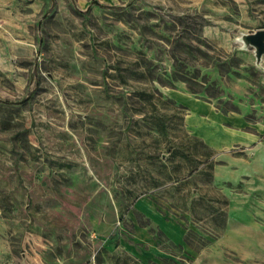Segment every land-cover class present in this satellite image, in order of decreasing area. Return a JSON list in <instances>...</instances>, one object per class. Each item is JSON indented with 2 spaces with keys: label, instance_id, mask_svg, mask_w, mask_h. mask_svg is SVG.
<instances>
[{
  "label": "rangeland",
  "instance_id": "obj_1",
  "mask_svg": "<svg viewBox=\"0 0 264 264\" xmlns=\"http://www.w3.org/2000/svg\"><path fill=\"white\" fill-rule=\"evenodd\" d=\"M261 28L264 0H0V264H264Z\"/></svg>",
  "mask_w": 264,
  "mask_h": 264
},
{
  "label": "trees",
  "instance_id": "obj_2",
  "mask_svg": "<svg viewBox=\"0 0 264 264\" xmlns=\"http://www.w3.org/2000/svg\"><path fill=\"white\" fill-rule=\"evenodd\" d=\"M91 264H139L133 256L124 252L110 251L100 248L94 254Z\"/></svg>",
  "mask_w": 264,
  "mask_h": 264
},
{
  "label": "crops",
  "instance_id": "obj_3",
  "mask_svg": "<svg viewBox=\"0 0 264 264\" xmlns=\"http://www.w3.org/2000/svg\"><path fill=\"white\" fill-rule=\"evenodd\" d=\"M214 118L209 117L208 120H216V113L213 114ZM195 121H200L198 127H202L203 122L207 121L204 118L196 119ZM218 140L221 141L222 145L227 144H247L249 141H254L255 135H249L247 133L239 132L235 129L221 130L220 134H215Z\"/></svg>",
  "mask_w": 264,
  "mask_h": 264
},
{
  "label": "water",
  "instance_id": "obj_4",
  "mask_svg": "<svg viewBox=\"0 0 264 264\" xmlns=\"http://www.w3.org/2000/svg\"><path fill=\"white\" fill-rule=\"evenodd\" d=\"M238 40L242 42L244 47L253 46L255 62H260L262 54H264V28L258 29L254 32L242 34Z\"/></svg>",
  "mask_w": 264,
  "mask_h": 264
}]
</instances>
